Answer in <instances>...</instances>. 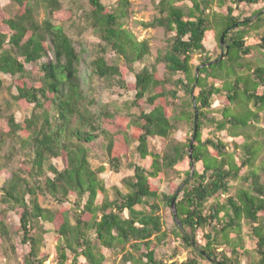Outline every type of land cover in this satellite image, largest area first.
Returning <instances> with one entry per match:
<instances>
[{
  "label": "trees",
  "instance_id": "trees-1",
  "mask_svg": "<svg viewBox=\"0 0 264 264\" xmlns=\"http://www.w3.org/2000/svg\"><path fill=\"white\" fill-rule=\"evenodd\" d=\"M152 1L158 16L143 24L162 28L168 44L154 62L148 41H137L124 27L123 20L133 12L130 0L112 5L71 0L68 7L67 0H11L0 9V74L13 77L17 90L13 102L0 101V152L9 141L0 155V176L10 172L1 186L0 250L9 261L17 255L19 237L27 248L23 264H46L49 256L42 247L44 224L49 223L57 234L55 264H104L102 249L122 254L131 264H242L245 256L248 264H264V159L259 161L264 156V0ZM228 1L226 12L216 10ZM253 5L263 7L243 19L239 8ZM36 6L46 10L42 23L35 17ZM230 28L224 38L229 53L200 70L195 88L199 120L192 175L196 70L220 57H211L207 44L215 39L224 51L222 36ZM88 30L98 41L86 60L88 49L77 37ZM111 52L135 72V83L125 81L121 64L109 60ZM137 63L145 66L136 71ZM161 63L166 79L158 72ZM29 65L40 70L36 81L30 79ZM169 84L176 89L169 90ZM103 85L134 91L131 106L139 112L120 115L107 106L96 112V94ZM2 87L0 76V92ZM177 89L188 96L180 116L170 110ZM216 97L223 98L220 109L214 108ZM13 103L29 115L18 121ZM179 119L192 126L189 140L169 141L162 154L151 151L150 139L170 140ZM223 132L233 139L234 150L218 136ZM132 143L146 163L129 165L134 174L123 179L127 191L113 187L112 199L101 179L106 166L93 167L91 150L99 145L109 167L120 172ZM170 170L185 176L177 217L173 212V234L192 252L184 261L178 259V248L170 256H158L160 244L169 238L159 201L171 208L178 187L161 195L154 180ZM42 197L61 208L44 207ZM11 210L19 214L15 228L7 222ZM245 226L256 245L253 253L244 240Z\"/></svg>",
  "mask_w": 264,
  "mask_h": 264
},
{
  "label": "rangeland",
  "instance_id": "rangeland-1",
  "mask_svg": "<svg viewBox=\"0 0 264 264\" xmlns=\"http://www.w3.org/2000/svg\"><path fill=\"white\" fill-rule=\"evenodd\" d=\"M66 6L71 3V0H67ZM107 4H114L116 0H104ZM131 7L133 12L124 19V27L131 31L137 41H144L147 40L150 49L152 57L150 58L151 62H154L158 56L159 51L165 50L168 48V44L166 41L165 33L162 28H147L144 26L143 23L151 22L156 16H158V10L156 8V4L152 0H130ZM11 4V0H0V9L5 10L7 9ZM231 5V2L228 1L226 3V6L223 8H216V10L226 12L227 7ZM263 7V5H253L251 7L241 6L240 12L242 14V18H249L252 16V13L256 11L257 9H260ZM35 17L37 18L38 22L42 23L46 17L47 13L44 7L42 6H36L35 7ZM81 22H78L80 24ZM78 41L82 42L84 44V47L88 49V53L86 54V60L90 59V48L92 47L93 43H96L98 41V37L95 33H93L92 30H88L84 33L83 37L78 38ZM207 51L208 54L213 57L217 58L218 55L223 53V50L218 46V41L213 39L207 44ZM109 60L113 59L117 61L119 64H121V67L125 71V81L129 83H135L136 77L135 72L128 69V66L121 61V59L118 57V55L115 52H111L109 54ZM199 56H194L193 62L195 64H199ZM145 66V63H137L135 65L136 71L141 70ZM28 69L33 71V75L30 79L32 81H36L40 76V70L38 68H32V66H28ZM82 75L85 77V79L88 78V67L87 63H82ZM158 72L162 79L167 78V69L163 63L158 65ZM1 78L3 79V87L2 91L0 92V101L4 102L5 100H9L13 102L14 95L17 94V90L14 86V78L9 75L0 74ZM176 78H179L177 76ZM87 87V85H86ZM169 90L176 89L173 85H168ZM178 97L173 98L170 97L169 101L172 103L170 106V110L173 111V114L180 116L181 111L185 108V103L188 101V96L186 95L185 91L183 89H177ZM135 92L132 90H126L122 89L117 85H103L97 92L96 98H97V107L94 108V110L99 112L101 110V107L107 106L109 110H111L115 114L120 115H126L128 113L136 114L139 112V110L131 106V102L135 99ZM223 98L222 97H216V101L214 104L215 109L222 108ZM12 111L15 113L17 120L21 121L26 116L29 115V110H26L24 108H20L16 104L13 103V108H11ZM218 118L221 117L219 112L214 113ZM1 124V123H0ZM264 127V122L261 124ZM192 136V126L184 121L183 119H179L177 121V129L174 131V133L171 136L170 140H164L159 137H154L150 139L149 141V149L155 153H163L166 145L169 141L175 140L178 142H187L189 138ZM218 136L227 142L229 144L230 150H234L233 145V139L228 137L225 132L218 134ZM7 145H9V141L3 148V150L0 152L1 156L5 155V151H7ZM264 159V156L259 160ZM90 160L95 169L101 167L102 165L106 166V170L101 174V179L105 181L106 186L109 189V196L110 198H114V193L112 191V188L117 186L122 191L126 192L127 189L123 183V179L126 177H131L134 174L133 169L129 168L130 164H139L144 166L145 161L142 160L137 153V143H132L130 146V153L128 155V158L126 160V166L121 169L120 172L113 171L109 164L106 163V156L104 154L103 149L98 145L94 146L91 150L90 154ZM16 164H13V167H15ZM10 172L5 171L0 176V198H1V186L4 184L6 179L9 177ZM264 177V173L262 174ZM185 176L183 174H178L175 170H170L167 175L161 179H155L154 184L157 185L160 188L161 195H170L173 191V186H177L178 189L184 184ZM234 186L238 185V182L233 183ZM177 189V190H178ZM183 194L181 193L178 196V200L182 198ZM74 200L75 198L72 197ZM102 200V197L99 198V201ZM41 204L44 207L52 208V209H60L61 206L57 203L51 201L48 198H41L40 199ZM160 202V210L159 215L161 216V220L164 222L163 231H167L169 234V238L167 242L164 244H160L158 248V256L161 258L163 256H170L174 253L175 249L181 250V254L178 256V259L180 261H184L190 256H192V252L184 248V242L182 240H178L176 236L173 234V231L176 229V220L173 215V209L172 207H168L164 204V202ZM4 206L0 202V211ZM64 207L70 209L72 206L70 203H66ZM141 209V207H138ZM19 214L18 211L11 210L8 213L7 222L13 227H17L20 223L19 221ZM44 228L46 230V233L44 235V245L42 247V252L47 254L49 256L47 262L51 259H54V248L56 245L57 240V234L55 233L53 225L49 223L44 224ZM251 230L249 226H245L243 230V236L245 243L248 247H251V253L254 252V248L256 247L254 241L251 239ZM198 240L202 241V232H199L198 234ZM17 255L15 259L9 261L7 258H5L2 254V251L0 250V264H23L24 255L27 252L26 246H23L20 243V238L17 237ZM130 250V248H128ZM228 254L230 255V249L225 248ZM103 254L106 256L107 260L104 264H131L124 261L122 254H116L111 253V251L107 249H102ZM249 257L245 256L242 258V264H248L249 263ZM46 262V264H47ZM52 263L55 264V261L52 260ZM200 264H212V262L208 261H201Z\"/></svg>",
  "mask_w": 264,
  "mask_h": 264
},
{
  "label": "water",
  "instance_id": "water-1",
  "mask_svg": "<svg viewBox=\"0 0 264 264\" xmlns=\"http://www.w3.org/2000/svg\"><path fill=\"white\" fill-rule=\"evenodd\" d=\"M248 22H251V19H248L247 20ZM231 31V28L230 29H227L226 32L223 34L222 36V47L224 48V51L223 53L220 55V57L218 59H215L214 61H210L209 63L207 64H203L201 65L197 70H196V74H197V79H196V83H195V87L194 89L192 90V97H193V100H194V108H195V134H194V138L192 139V143H191V146H190V158H191V161H192V175L194 173V162H193V159H192V150H193V144H194V140L196 139V136H197V132H198V120H199V115H198V109H197V103L195 102L196 99H195V88L198 84V80H199V77H200V70L204 67H208V66H211L212 64H217L219 63L221 60H223L225 58V56L229 53V47L226 46V43L224 41V38L225 36L227 35V33H229ZM186 185V183H184L175 193L174 195V198L172 200V209L174 211V214H175V217H177V210H176V204H177V199H178V196L180 195L182 189L184 188V186ZM178 224L180 225V221H177Z\"/></svg>",
  "mask_w": 264,
  "mask_h": 264
},
{
  "label": "built area",
  "instance_id": "built-area-1",
  "mask_svg": "<svg viewBox=\"0 0 264 264\" xmlns=\"http://www.w3.org/2000/svg\"><path fill=\"white\" fill-rule=\"evenodd\" d=\"M52 260H53V259L49 260V261L47 262V264H54V263H52Z\"/></svg>",
  "mask_w": 264,
  "mask_h": 264
}]
</instances>
